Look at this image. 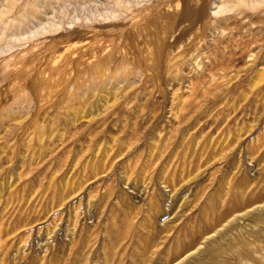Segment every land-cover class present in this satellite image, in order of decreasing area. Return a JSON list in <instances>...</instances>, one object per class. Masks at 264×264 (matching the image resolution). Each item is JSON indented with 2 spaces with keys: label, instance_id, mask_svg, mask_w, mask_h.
I'll use <instances>...</instances> for the list:
<instances>
[{
  "label": "rangeland",
  "instance_id": "374dc122",
  "mask_svg": "<svg viewBox=\"0 0 264 264\" xmlns=\"http://www.w3.org/2000/svg\"><path fill=\"white\" fill-rule=\"evenodd\" d=\"M0 264H264V0H0Z\"/></svg>",
  "mask_w": 264,
  "mask_h": 264
}]
</instances>
